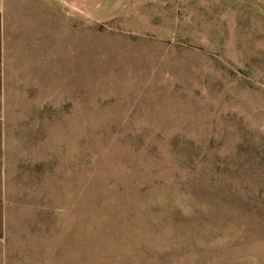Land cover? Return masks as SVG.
I'll return each instance as SVG.
<instances>
[{
	"label": "rangeland",
	"instance_id": "rangeland-1",
	"mask_svg": "<svg viewBox=\"0 0 264 264\" xmlns=\"http://www.w3.org/2000/svg\"><path fill=\"white\" fill-rule=\"evenodd\" d=\"M0 264H264V0H0Z\"/></svg>",
	"mask_w": 264,
	"mask_h": 264
}]
</instances>
